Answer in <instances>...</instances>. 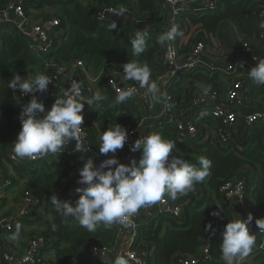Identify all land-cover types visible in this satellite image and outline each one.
<instances>
[{"label": "built area", "instance_id": "obj_1", "mask_svg": "<svg viewBox=\"0 0 264 264\" xmlns=\"http://www.w3.org/2000/svg\"><path fill=\"white\" fill-rule=\"evenodd\" d=\"M45 1L9 0L6 7L0 11V34L15 33L28 49L29 54L41 62L42 71L26 72L22 78L32 79L38 74L49 76L51 84L47 92L36 94L38 101L42 102L44 107L54 96L63 98V93L69 90L73 83L79 85L80 99L83 102L88 98L87 80H90L91 76L93 81L96 80L94 82L100 83L103 87L107 85L116 96L120 89L136 88V94L127 102L133 106L140 103L146 114L127 122L125 128L128 130V140L116 155L121 163L127 164L132 159L138 162V154L141 151L131 150L134 141L154 132L161 135L162 131L171 129L176 132L179 140H191L197 146H217L221 149L235 146L240 150V138L246 136L254 127L264 128V112H255L243 117L246 131L244 134L241 133L240 116L236 111V108L243 106L246 100L258 104L264 102V86L256 85L247 74V71L260 59H264V51L256 54L257 45L264 41L262 24L250 39L236 33L232 37L234 49L231 50L227 47L228 43L220 38L218 34L220 29L214 34H209L200 24L191 22V18L199 19L205 15L220 13L225 0H162L166 10V20L158 23L159 30L156 32L148 30L145 19H137L128 10L123 16L118 17L109 10L119 8L106 5L100 7L95 15L98 26H108L113 21L118 27L128 25L132 29L129 37L133 38H136L137 31H144L148 33L147 37L154 36L158 40V34L166 32L173 24L179 26L182 35L177 36L174 41L160 43L162 50L154 56V62L158 67L155 71H151V80L156 82L159 89L155 97L145 88H141L138 82L125 79L123 73L125 63L113 60L102 62L96 68L89 67L84 60L57 64L51 54L61 47L60 38L68 32L69 27L66 23L62 25L60 18L50 11L45 14L39 13L43 7H47H36ZM257 10V19L264 20V6L258 5ZM128 14L129 19L125 20L124 16ZM44 17L46 20L42 22ZM226 24L228 23L223 25ZM170 48L175 51V55L171 57ZM235 51L236 54L231 56L230 52ZM196 74L211 75L213 78L206 84H201L191 79ZM207 88H210V91L205 95L204 89ZM11 93L16 103L29 102L32 98L31 94L22 95L13 89ZM182 97H185L183 104L179 101ZM98 107L96 102L91 106L85 103L81 113L83 121L93 122L95 125L92 117L98 111ZM80 127L84 142L87 137L86 130L82 125ZM58 155H66L70 160L84 161L91 157L97 166L103 160L89 145L84 153L74 151V142L57 154H49L34 160L15 158L14 153L8 151L2 161L6 175L0 176V237L9 236L17 225L20 226V230H24L29 222L35 221L39 211L46 215L45 210L39 207V198L24 190L17 195L15 209L7 214L1 212L2 201L7 198L8 193L17 189L19 191L20 185L23 184V181L19 184L13 183L15 177L13 167L35 165L41 161L51 164L54 156ZM261 175L264 176V172ZM77 180L78 177L70 179L66 191H60L62 200L74 203L78 199L79 193L75 189L80 185L77 184ZM241 182L242 189L237 191ZM246 183L243 179L234 178L230 183L221 186L223 203L230 207L235 202L234 199H238L237 204H242L248 194ZM252 189L249 187V192ZM196 196L189 195L184 200H170L165 194L161 201L154 204V211L144 212L148 207L138 210L132 217L133 227H124L118 223L98 224L96 230L113 231L114 241L111 245L88 246L82 254L81 264H111L117 255L125 253L133 254L130 264H137V261L139 264H149L148 258L154 246L138 242L139 230L150 226L160 216H166L180 224L184 211L199 202V195ZM262 205L264 206V202ZM68 221L70 224H79L72 217L68 218ZM256 221L264 223V214L260 218L256 216L253 218L256 244L240 264H248V258H255L264 253V229L258 228ZM0 253L5 264H60L52 254V247H49L47 238L40 233L33 234L19 252L0 249ZM170 264H225V262L214 251L208 238H204L195 254H175L171 257Z\"/></svg>", "mask_w": 264, "mask_h": 264}, {"label": "trees", "instance_id": "obj_2", "mask_svg": "<svg viewBox=\"0 0 264 264\" xmlns=\"http://www.w3.org/2000/svg\"><path fill=\"white\" fill-rule=\"evenodd\" d=\"M8 1L0 0V11L6 7ZM91 2L89 5L84 4L83 0H46L37 5L36 8L51 6L62 25L66 23L69 27L68 32L60 38L61 47L51 54L54 61L57 64H66L84 60L89 67L96 68L102 62L129 58L142 65L146 64L151 71H155L158 66L154 62V56L162 47L154 36L147 37L146 50L140 56H134L131 41L135 38L129 37L131 27L116 26L111 30L109 25L100 27L95 21V15L102 5L124 7L137 19L157 24L166 20V13L161 8L162 0H91ZM258 5L264 6V0H225L220 13L205 15L199 19L191 18V22L200 24L209 34L216 33L223 24L228 23L235 28L237 35L250 39L256 33L255 18ZM42 70L41 62L29 54L15 33L0 34V167L7 152L13 149V143L21 128L19 114L28 103L15 102L11 89L8 88L9 81L14 74L23 76L26 72L36 73ZM211 78L213 76L203 74L191 77L201 84H206ZM101 95L105 99L98 101V111L92 117L95 125L84 120L82 126L87 136L84 143L91 146L97 156L104 160L112 154L105 156L99 153L98 134H102L115 123L125 127L127 122L133 119L134 106L125 101L113 107L116 95L107 85L104 86ZM56 98L59 97L54 96L48 103L52 101L53 104ZM47 111L45 110V113ZM37 115L43 116L44 113ZM161 136L176 142V148L171 155L181 156L197 167L199 158L205 156L212 161V166L210 175L203 182L197 183L186 195L178 196V200H184L189 195L192 197L199 195V202L184 211L181 223L177 224L166 216H160L150 226L139 230L138 242L147 246L153 244V252L148 258L149 264H170V259L175 254L193 255L198 251L204 238H208L214 251L222 258L219 248L221 232L226 223L236 218L232 209L223 203L220 187L230 183L240 168L248 166L255 174H259L252 194L257 206L263 204L264 176L261 174L264 172V128L254 127L246 136L240 138V150L235 146L226 149L217 146H197L191 140H179L176 132L171 129L162 131ZM141 154V152L138 154V160ZM83 163V159L70 160L66 155H58L54 156L51 164L41 161L35 165L13 167L15 175L13 183L23 181L22 191H28L38 197L39 207L46 212L44 229L40 235L54 239L55 258L60 264H81L82 254L88 246L111 245L114 241L111 229L89 232L80 224H70L68 221L70 217L60 216L50 204L52 195L62 200L61 183L70 180L72 174L77 172ZM5 175L6 171L3 173V176ZM53 217L54 219H51ZM53 223L56 225V231L52 230ZM209 224L212 226L211 229L206 228ZM15 231L16 229L11 234ZM258 260L259 264H264V253L259 255Z\"/></svg>", "mask_w": 264, "mask_h": 264}, {"label": "clouds", "instance_id": "obj_3", "mask_svg": "<svg viewBox=\"0 0 264 264\" xmlns=\"http://www.w3.org/2000/svg\"><path fill=\"white\" fill-rule=\"evenodd\" d=\"M109 11L120 17L127 9L120 7L118 10ZM109 28H116L115 21ZM179 35H182L179 26L173 24L159 36L158 42H171ZM147 36V32L137 31L136 38L131 41L134 56L138 57L146 50ZM169 54L170 57L174 56V49L170 48ZM123 73L126 80L138 82L141 88H145L154 97L159 92L158 85L151 80V70L146 64L127 62L123 65ZM247 74L256 85L264 86V59L256 63ZM50 84L51 80L45 74H38L32 79H23L22 76L14 74L9 81L8 88L22 95L32 96L19 114L21 128L13 143L15 158L34 160L57 154L73 142L74 151L84 153L88 150V145L83 142L84 136L80 127L83 124L81 113L85 103L91 106L105 97L96 91L91 98H85L81 102L79 85L73 83L70 89L63 93V98H56L45 113L44 104L38 101L36 94L47 92ZM209 91L210 88L204 89V94L207 95ZM135 94V87L120 89L112 106L128 101ZM37 113L44 115L38 116ZM128 135V130L116 123L101 134L99 153L112 155L102 160L98 166L91 157L84 161L78 169L77 184L80 187L75 191L79 196L74 203L61 200L56 195L50 197V204L57 214L75 218L89 232L95 231L101 223H118L124 227H133L132 217L138 210L156 204L165 194L173 200L186 195L197 183L203 182L210 175V159L201 156L197 167L181 156L171 155L176 148V142L164 139L155 132L134 141L131 150H139L142 153L138 162L132 159L127 164L121 163L115 153L124 147ZM241 189L242 182L237 191ZM252 220L253 216L248 214L244 219L230 220L225 224L219 245L225 264H240L251 253L256 244V237L249 231ZM257 221L258 228L264 229V223ZM211 227V224L206 226L208 229ZM52 230L56 231L54 223ZM19 234L20 226L17 225L16 232L10 239L18 241ZM132 256V253L117 255L111 264H130Z\"/></svg>", "mask_w": 264, "mask_h": 264}, {"label": "crops", "instance_id": "obj_4", "mask_svg": "<svg viewBox=\"0 0 264 264\" xmlns=\"http://www.w3.org/2000/svg\"><path fill=\"white\" fill-rule=\"evenodd\" d=\"M161 8L163 9V11L166 13V10L163 6V4L161 5ZM125 20L129 19V14L128 16H124ZM46 20V17H44L42 19V22H44ZM257 20V21H256ZM255 24H256V30L258 29V27L263 24L264 20L262 19H257V17L255 18ZM145 23L147 24V28L148 30H154L155 32L159 30V24H154L151 21L146 20ZM156 34V33H155ZM220 38L224 39L227 43H228V48L229 49H234L233 47V43H232V37L236 35V31L235 28H233L232 25L230 24H226L223 25L219 32H218ZM158 36H160V34H158ZM258 51L256 52V54H261V51H264V41H262V43L260 42L257 45ZM236 54L235 52H230L231 56H234ZM261 60V59H260ZM116 62L119 63H126V62H131V60L129 58H121L118 60H115ZM90 80H87V85H88V98H91L93 96V94L96 91H99L100 93H102V91L104 90L103 85H101L100 83L94 82L96 80L93 81L92 76L90 77ZM157 95V94H156ZM98 105L99 103L96 102ZM48 106H52V101L51 103H48L46 107ZM133 110L136 112L137 116H133V119L137 118V117H143L146 112L145 109L141 106L140 103H138V105L135 104V106L133 107ZM236 111L238 112L239 116H240V123H241V133H245L246 129L244 127L243 124V117L255 113V112H264V102L262 104H258L256 102L254 103H250L249 101H245L243 106L239 107V109L236 108ZM135 113H133L134 115ZM99 133V131H98ZM100 136L101 134H98V142L100 143ZM5 172V170L0 167V176L1 174ZM258 174L254 173L251 168H249L248 166H244L242 168H240L236 174L234 175V178H240L245 180L246 183V188H247V198H245V201L242 204H237V202H234L230 208L232 209L234 216L236 219H244L248 216V214H251L253 216V218L256 217H262L263 216V212H264V206L260 205L257 206V204L254 201L253 198V189L251 192H249V187L252 188L253 186L255 187L257 184V179H258ZM21 180H19L18 182H15L16 184H19ZM249 185V187H248ZM22 191V187L20 185L19 187V191L17 190H12L8 193L7 198L4 199L2 201V208H1V212L4 214L9 213L10 211H12L13 209H15L14 207L16 206L17 203V195L20 194V192ZM43 209V208H42ZM154 205L149 206L144 212H152L154 211ZM46 218V215L44 216L43 214H41V212L39 211L36 216H35V221L34 222H29L28 225H26V228H24V230H20V234H19V240L18 241H13L12 239H10V237L13 234H10L9 236H2L0 237V249H3L4 251H8V250H13V251H20L25 244L27 243V241L33 236L32 234L35 233H40L41 231H43V222ZM17 229V228H16ZM249 231L250 233H252L255 236L254 233V227H253V220L251 222V224L249 225ZM16 232V231H15ZM256 237V236H255ZM49 247H52V254L55 256V250L53 248L54 245V239L51 238H47ZM259 257V256H258ZM258 257L255 258H248V264H259V260ZM0 264H4L2 259H1V253H0Z\"/></svg>", "mask_w": 264, "mask_h": 264}, {"label": "rangeland", "instance_id": "obj_5", "mask_svg": "<svg viewBox=\"0 0 264 264\" xmlns=\"http://www.w3.org/2000/svg\"><path fill=\"white\" fill-rule=\"evenodd\" d=\"M83 2H84V4H89V5L92 4L91 0H89V1H84V0H83ZM45 6H46L47 8L43 7V9H42L41 11H39L40 14H45V13L48 12V11H50V12L56 14L55 9H53L51 6H48V5H45ZM151 79H152V77H151ZM180 91H181V89H180ZM179 101H180V103L183 104V102L185 101V97H182ZM50 108H51V106H48V107L45 108V110H49ZM134 113H135L134 116H137V114H136L135 111H134ZM10 152L13 153V149H11ZM3 173H4V172H3ZM3 173H2V174H3ZM77 175H78V171L72 174L71 179L73 180V179L77 178ZM69 183H70V180H64V181L61 183V190H62L63 192L66 191V189L68 188ZM252 188H253V187H252ZM252 188H251V189H252ZM61 247H62V246H61Z\"/></svg>", "mask_w": 264, "mask_h": 264}, {"label": "water", "instance_id": "obj_6", "mask_svg": "<svg viewBox=\"0 0 264 264\" xmlns=\"http://www.w3.org/2000/svg\"><path fill=\"white\" fill-rule=\"evenodd\" d=\"M235 202H238V199H234ZM3 261V260H2ZM5 264V262H3Z\"/></svg>", "mask_w": 264, "mask_h": 264}]
</instances>
